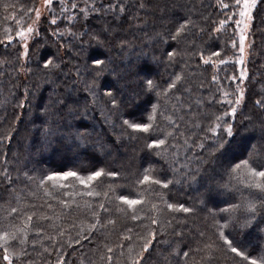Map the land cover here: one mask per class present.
<instances>
[{"label":"trees","instance_id":"16d2710c","mask_svg":"<svg viewBox=\"0 0 264 264\" xmlns=\"http://www.w3.org/2000/svg\"><path fill=\"white\" fill-rule=\"evenodd\" d=\"M37 7L0 0V236L12 264H247L222 234L259 264L264 191L226 165L264 170V0L243 73L236 0L55 1L24 53L18 37ZM97 170L89 189L40 180ZM145 174L168 187L140 184ZM119 194L142 200L139 219Z\"/></svg>","mask_w":264,"mask_h":264},{"label":"snow or ice","instance_id":"6c2138e0","mask_svg":"<svg viewBox=\"0 0 264 264\" xmlns=\"http://www.w3.org/2000/svg\"><path fill=\"white\" fill-rule=\"evenodd\" d=\"M256 2L257 0H243V5H242V10L240 11V16L241 17H245L248 15V10L251 8H254L256 6ZM53 3V0H46V7L51 6ZM236 6L240 7L241 6V0H236ZM225 8L228 7L227 4L224 5ZM39 19V11L37 10V20ZM52 23H55V20L52 21ZM237 24L240 23V21H236ZM183 30V25L180 26V28L177 31L176 35H179L180 32ZM29 32H31V29H28ZM174 38V37H173ZM18 39L20 40H24L25 39V34L22 32L19 34ZM241 52L243 51V40L244 37L243 35H241ZM9 44H11V40L8 41ZM171 55V53H169ZM215 55H218L219 53H214ZM205 64H208L209 61L208 60H204L203 61ZM47 66V65H46ZM177 79H179V77H177ZM149 87H153L152 82L149 81L148 82ZM174 84L170 83L169 87H173ZM236 103H239V100L236 101ZM235 110L233 109V112ZM151 118V117H150ZM125 124H129V126L134 130V131H140V132H149L150 129V125H141V124H136V123H131L126 119L124 121ZM229 132V134L231 133V128H229L227 130ZM162 145H165V140L164 139H159L156 141H152L149 143L148 147L149 148H160ZM261 168H264V166H260ZM241 169H247L248 171V175L252 178L249 183L246 185L247 187H251V188H255L259 191H264V170H260L257 167H254L251 165V161L250 158L249 159H242L240 161L234 162V163H229L226 165V172L231 175L232 173H236L238 170ZM104 175L102 170H97L94 171L93 173L82 177L81 175H79L76 171H68L59 175L56 174H49L46 176H41L40 180L43 183V181L46 179L47 181H51V182H55V181H64L67 182L69 181L70 178H73L75 180H78L80 182V184L86 188L89 189L91 188V186L93 185V182L98 181L102 176ZM110 175H115V174H110ZM149 180H151L152 183L154 184H159L161 187L167 188L168 187V183L167 182H163L160 181L158 179L152 178L149 174H145L143 176V180L139 181L140 184H144L145 182H148ZM67 185L65 183H61L59 184L60 188H64ZM97 195L99 194L98 192L96 193ZM88 195H93V191H89ZM118 200L121 204L127 205L128 209L130 211L133 212L132 215V219L135 221L137 219H139L138 215H136L137 209L136 206L142 203L141 199H137V198H129L128 196L124 195V194H119L118 195ZM101 209H103L104 211L108 210V207L106 204L101 203L100 204ZM169 210H174L175 206L172 204H168L167 205ZM177 210H183L184 212H188L189 209L187 208H182V209H177ZM12 211H16V209H13ZM248 212L252 215H250L248 217V219H246L245 221V227L249 226V221L253 218L255 212H256V207L255 204L252 202H249V207H248ZM97 215H99L97 213ZM29 220H32V216L28 217ZM111 222V221H109ZM156 221L153 220V224H155ZM96 225H93V228H95ZM221 227H223V225H221ZM8 235L9 234H5L4 236H0V240H3V244H0V247L4 248V255H3V261L6 262V264H12L11 258H10V253H9V245H10V241L8 239ZM87 238V237H85ZM153 238H155L153 236ZM222 238H223V242L225 245H228L230 251L232 253L235 254L236 257H239L241 261H247V264H258V260L257 259H253L251 258L249 255L246 254V250H245V245H243L241 242H237L235 240L229 239L227 237H223L222 234ZM16 239L15 236H12V240L14 241ZM151 244V241H149L147 244H145L144 247V251L147 252L148 251V246ZM109 251H111V249H109ZM189 253L185 252L184 256H188ZM109 260H111V257H109ZM135 264H140V261H136ZM259 264H264V257H260L259 258Z\"/></svg>","mask_w":264,"mask_h":264},{"label":"rangeland","instance_id":"374dc122","mask_svg":"<svg viewBox=\"0 0 264 264\" xmlns=\"http://www.w3.org/2000/svg\"><path fill=\"white\" fill-rule=\"evenodd\" d=\"M55 1H60V0H53V2ZM259 0H257L256 2V6L258 4ZM46 4V0H38V7L34 13L33 16V20L31 25L23 32L25 34V39L24 40H20L21 42H23L22 46L24 49V53H26L27 51V46L29 41L31 40L32 35L34 34L33 32L35 31V27L36 25L39 24V22L41 21V19L44 17L45 14H47L49 7L45 6ZM242 5H243V0H241V6L239 7L238 10V15H237V21H240L239 24H235L236 26V43H235V47L237 49V59H236V66L238 67V69L240 70L241 73H243V67L244 65L247 63V60L249 58V53H250V40H249V34H250V30H251V25H252V17H253V13L254 10L256 8V6L254 8H251L248 10V15L245 17H241L240 16V11L242 10ZM37 10L39 11V19L37 20ZM28 29H31V32L28 31ZM241 35H243L244 40H243V51L241 52ZM239 98L237 100H239L238 105L240 106L242 104V95L241 92L238 93Z\"/></svg>","mask_w":264,"mask_h":264}]
</instances>
